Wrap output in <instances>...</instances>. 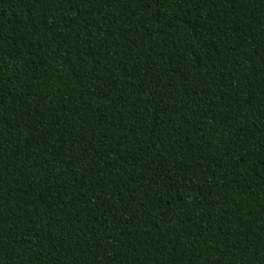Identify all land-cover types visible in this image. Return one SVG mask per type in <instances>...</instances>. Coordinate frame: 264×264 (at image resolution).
I'll use <instances>...</instances> for the list:
<instances>
[{"label": "trees", "instance_id": "trees-1", "mask_svg": "<svg viewBox=\"0 0 264 264\" xmlns=\"http://www.w3.org/2000/svg\"><path fill=\"white\" fill-rule=\"evenodd\" d=\"M0 264H264V0H0Z\"/></svg>", "mask_w": 264, "mask_h": 264}]
</instances>
